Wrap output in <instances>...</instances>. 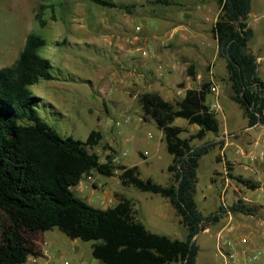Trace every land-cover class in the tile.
I'll return each instance as SVG.
<instances>
[{"label":"trees","instance_id":"obj_1","mask_svg":"<svg viewBox=\"0 0 264 264\" xmlns=\"http://www.w3.org/2000/svg\"><path fill=\"white\" fill-rule=\"evenodd\" d=\"M93 1L127 6L115 0ZM216 1L219 12L211 29L218 54L225 58L230 97L240 104L247 124L252 125L263 120L264 81L257 70L256 54L248 46L253 35L247 21L251 0ZM45 42L41 34L28 32L15 61L0 67V264H20L29 254L40 253L31 242L32 233L54 226L72 238L92 239L93 256L107 264H197L195 235L218 221L226 210L219 204L204 213L194 198L199 159L215 141L195 145L191 140L219 127L214 110L205 102L209 80L186 88L184 96L175 101L155 90L138 96L143 118L155 120L172 154L167 165L171 181L163 184L142 177L136 164L113 163L110 153L101 161L86 147L99 141L100 130L91 128L81 140L61 134L40 116L36 106L41 97L32 93L29 85L53 76L52 63L39 52ZM177 116L197 123L198 130L182 136L184 127L173 123ZM115 168H119L121 183L168 198L186 229L185 238L148 229L135 215L132 199L123 193L117 194L115 204L99 207L71 188L92 169L115 174ZM237 178L249 186L257 185L248 178ZM228 208L251 211L240 199Z\"/></svg>","mask_w":264,"mask_h":264},{"label":"rangeland","instance_id":"obj_2","mask_svg":"<svg viewBox=\"0 0 264 264\" xmlns=\"http://www.w3.org/2000/svg\"><path fill=\"white\" fill-rule=\"evenodd\" d=\"M117 1H122L127 8L134 9L142 0ZM251 1L254 5V0ZM115 8L93 0H0V67L15 61L28 32L41 34L46 42L39 48V52L52 63L53 76L40 78L29 85L31 92L41 97L36 106L40 116L61 134H69L81 140L85 139L91 128L99 129V141L86 147L97 153L101 161L106 159L107 153L113 155L118 150H125L126 154L122 159L126 164H137L141 176H150L157 182L166 183L169 174L166 165L172 154L166 150L164 139H160L161 131L155 121L152 118H139L141 108L137 100L133 102L134 105L128 112L129 118L125 121L121 109L125 107L130 96L122 92L119 102L116 103L109 88L106 93L99 89L100 84L112 78L109 66L114 65V48L102 43L98 23L103 20V11ZM261 19L264 21V16ZM160 21L155 16L135 15L131 18L129 25L134 28L138 23L140 33L149 36L148 42L143 45L144 48L153 49V41L160 42L165 36ZM255 34L253 30L248 44L250 46L258 39L257 52L262 54L264 31L257 39ZM157 64L154 63L155 68ZM219 69L218 65L217 70ZM260 74L263 75L262 72ZM209 98L210 96L207 97ZM87 105H91L92 110H88ZM215 115L220 128L226 126L228 130H242L246 123L241 107L228 96L226 84L220 100V109L215 110ZM173 123L180 126L188 124L182 116L176 117ZM192 125L194 124H188V130ZM186 134V130L181 131L182 136ZM212 134V131H208L204 137L194 138L193 142L200 144L203 140L211 138ZM111 142H115L114 145H111ZM154 142L160 143L161 149L154 151ZM140 150L148 151L147 159L139 154ZM217 150V146L210 147L201 155L197 167L194 198L198 208L204 213L217 208L220 202L218 194L222 181L219 178L214 181L210 179L212 173L214 178L217 177L214 167L220 166L213 157ZM82 178L86 181L85 185L78 182L71 188L94 206L106 207L115 204V190H119L138 206H145L146 209L152 208L159 200L164 201V197L158 192L121 183L117 173L105 174L92 169ZM146 193H149V196L145 197ZM108 195L113 197L112 201H109ZM233 198L234 196L225 199L226 203H230ZM224 223L220 221L218 225ZM158 230L164 234H175L178 238L186 236V229L182 224ZM39 232L32 233L31 242L34 244L39 243L41 239L37 234ZM41 234L45 243L42 244L41 254L44 255L41 256L39 264H64L65 261L68 264H107L93 256L92 239L72 238L57 226L42 230ZM213 235L212 228L198 232L196 241L200 248L197 264H222L224 258L214 248ZM28 261L21 264H29Z\"/></svg>","mask_w":264,"mask_h":264},{"label":"crops","instance_id":"obj_3","mask_svg":"<svg viewBox=\"0 0 264 264\" xmlns=\"http://www.w3.org/2000/svg\"><path fill=\"white\" fill-rule=\"evenodd\" d=\"M117 2L124 3L122 1ZM114 7L116 8L110 11H103L101 16L103 20L98 23V29L101 30L100 38L102 43L106 46H111L112 49L114 48L112 56L114 65L109 66L112 71V78H108L100 84L99 89L106 93V89L109 88L114 97L113 101L116 103L119 102L122 92L130 96L125 107L121 109L125 121L129 118L128 112L134 105L133 102L135 100L139 102L138 96L141 92L155 90L166 100L175 101L184 96L186 88L199 87L203 80H209V89L205 94V102L207 105L214 101L218 103L219 106L214 109V112L220 109V100L223 97L225 84L228 88L229 97L231 88L227 79L225 58L218 54L217 40L211 29L219 12L216 0H213V2L208 0H142L139 5H135L134 9L131 7L127 8V6ZM135 15H141L142 17L155 16L161 20L160 24L165 36L160 42L153 41V49L144 48L143 45L148 42L149 36L140 33L139 24L136 23L134 28L129 25L131 18L135 17ZM262 16H264V0H254V5L251 1L247 21L253 27L254 34L256 33V39L264 31ZM103 22L106 23L103 24ZM257 46L258 39L249 46V49L253 52L255 49L257 70L264 81V53L260 54L257 52ZM142 49H146L147 53H142ZM155 62L158 63L156 68L154 67ZM218 65L220 66L219 70H217ZM189 69L192 73H189ZM261 72L263 75L260 74ZM212 85L216 86V89H211ZM208 96H210L209 99H207ZM238 105L240 106L239 103ZM87 108L92 110L91 105H87ZM241 109L246 119L242 130H228L226 126L222 128L219 126L216 132L212 131L211 138L203 140V142L214 140L215 143L212 146L218 147L213 157L214 161L220 164L221 167H214L217 177L214 178L212 173L210 179L212 181L218 180V178L221 179L222 186L218 194L220 202L217 205H224L226 210L218 221L207 225L202 230H210V228L214 230V248L217 231L222 230L223 234L231 239L232 251L235 255L233 264H245L247 258L257 249H261L262 253L251 263L264 264V203L263 191L259 186L264 179V160L249 163L247 162L246 154L236 151L237 146L253 151L264 149V116L261 122L248 125L247 117L242 107ZM138 115L141 120L152 118L149 116L143 118L142 108ZM116 122L119 123L118 120ZM186 122L194 124L190 130H188V124L182 126L187 131L186 135L195 133L198 130L199 125L197 123L188 122L187 119ZM160 131V139H164L163 132L161 129ZM208 131L211 130H207L202 136L194 138H202ZM194 138L191 140L193 144ZM114 143L111 142V145H114ZM159 149H161L160 143L154 142L153 150ZM123 151L125 150H118L116 153H120V163L126 164L122 159L126 151L122 153ZM147 153V150L139 151V154L144 159H147ZM237 176L248 178L256 182L257 185L254 187L248 186L247 183L238 179ZM170 181L171 171H169L166 183ZM79 183L85 185L86 181L81 178ZM115 191L117 194L122 193L119 190ZM148 194L146 193L145 197L149 196ZM160 195L163 196L162 194ZM232 196H234L233 200L230 203H226L225 199L232 198ZM163 197L164 201L159 200L150 209H146L145 206L142 208V205L138 206L133 201L135 215L144 222L148 229L159 233H163L158 230L160 228H173L176 224H182L171 202L165 196ZM242 197L245 198V201L242 202L251 207L249 213L240 210L232 211L228 208V205L234 200ZM108 198L109 201H112L113 197L108 195ZM220 221L225 223L218 225ZM37 234L41 239L35 245L42 251V244L45 243V240L42 238L41 231ZM167 235L173 238L177 237L175 234ZM34 255L37 256L36 260L33 261L31 259L28 261L26 259L23 262L28 261L29 264H39L40 258L44 254L40 252ZM64 264L68 263L64 262Z\"/></svg>","mask_w":264,"mask_h":264},{"label":"built area","instance_id":"obj_4","mask_svg":"<svg viewBox=\"0 0 264 264\" xmlns=\"http://www.w3.org/2000/svg\"><path fill=\"white\" fill-rule=\"evenodd\" d=\"M142 53H147V50L142 49ZM210 88L216 89V86L212 85ZM218 106H219L218 103L214 101L208 105V108L214 110ZM236 151L242 154H246L247 162L249 163H252V162L254 163L256 161L264 160V149L253 151V150H245L242 146H237ZM122 153H125V151H123ZM111 160L113 163H120V153H113V155L111 156ZM118 171H119V168L114 169V173H117ZM259 186L261 190L263 191V203H264V179L262 180ZM238 199H240L241 201H245L244 197L238 198ZM215 248H216V251L224 258L223 264H233L235 255H234V252L232 251V241L229 237L223 234L222 230L216 232ZM261 253H262L261 249H257L256 251H254L247 258V262L245 264H252L251 262L256 260L261 255ZM28 256L29 257L27 258H31L33 261L36 260V257H37L34 254H29ZM65 263H68V262L65 261Z\"/></svg>","mask_w":264,"mask_h":264}]
</instances>
